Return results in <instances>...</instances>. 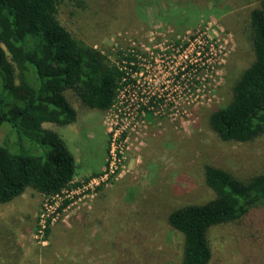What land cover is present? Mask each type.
Segmentation results:
<instances>
[{
  "label": "rangeland",
  "instance_id": "rangeland-1",
  "mask_svg": "<svg viewBox=\"0 0 264 264\" xmlns=\"http://www.w3.org/2000/svg\"><path fill=\"white\" fill-rule=\"evenodd\" d=\"M81 1L60 7L74 35L104 51L143 53L135 85L110 109L88 108L67 92L80 113L61 129L77 159L75 181L114 172L93 195L73 199L49 226L46 243L34 236L45 202L39 191L28 187L0 203V264H180L183 234L168 217L214 196L205 165L242 178L264 172V135L225 141L209 124L255 58L249 13L261 0ZM191 64L195 90L183 83ZM6 132L1 127L0 137ZM253 215L209 230L207 264H264V227L259 238L250 235L262 221Z\"/></svg>",
  "mask_w": 264,
  "mask_h": 264
},
{
  "label": "trees",
  "instance_id": "trees-1",
  "mask_svg": "<svg viewBox=\"0 0 264 264\" xmlns=\"http://www.w3.org/2000/svg\"><path fill=\"white\" fill-rule=\"evenodd\" d=\"M63 2L0 0V128H7L0 137V203L28 187L53 197L81 184L75 181L77 159L61 135L63 127L80 119L67 92L84 106L105 111L128 91L136 81L132 74L140 70V49L104 51L74 35L59 16ZM248 37L255 58L235 82L231 101L209 116L210 127L225 141L248 142L264 135L263 0L249 13ZM204 171L214 196L183 205L168 217L183 234L180 264L211 260L209 230L215 225L254 214L262 221L252 223L250 235L259 238L264 227V172L242 178L211 164ZM68 203L66 199L59 211Z\"/></svg>",
  "mask_w": 264,
  "mask_h": 264
},
{
  "label": "built area",
  "instance_id": "built-area-1",
  "mask_svg": "<svg viewBox=\"0 0 264 264\" xmlns=\"http://www.w3.org/2000/svg\"><path fill=\"white\" fill-rule=\"evenodd\" d=\"M195 67L196 64H191L190 66H186V68H183V74L185 75L183 83L190 88L191 82H193L194 90L195 75L193 73L195 72ZM138 71L134 72L132 76L135 73H138ZM135 82L131 84L130 87H128V91L132 87V85H135ZM113 172L114 170L109 168L108 171H105L104 174L92 176L89 180L81 182V184L77 185L76 187L65 188L61 194H57L53 197H44V210H42V212L39 213L38 216V226L34 234L35 238L41 241L42 243H46L48 241L47 232L49 226L51 225V223H53V221L57 220L60 217L61 213L73 202V199L75 200L79 195V199L80 197H87L93 195L95 189H97L101 184H103V182L106 181ZM66 199L69 200V203L66 205L65 208H63V210L59 211L60 205Z\"/></svg>",
  "mask_w": 264,
  "mask_h": 264
},
{
  "label": "crops",
  "instance_id": "crops-1",
  "mask_svg": "<svg viewBox=\"0 0 264 264\" xmlns=\"http://www.w3.org/2000/svg\"><path fill=\"white\" fill-rule=\"evenodd\" d=\"M42 195V194H41Z\"/></svg>",
  "mask_w": 264,
  "mask_h": 264
}]
</instances>
